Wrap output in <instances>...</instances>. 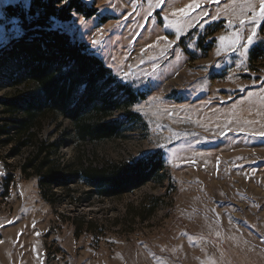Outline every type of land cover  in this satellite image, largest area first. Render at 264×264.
I'll list each match as a JSON object with an SVG mask.
<instances>
[{
    "label": "rangeland",
    "instance_id": "1",
    "mask_svg": "<svg viewBox=\"0 0 264 264\" xmlns=\"http://www.w3.org/2000/svg\"><path fill=\"white\" fill-rule=\"evenodd\" d=\"M83 2L97 13L52 24L146 96L109 117L123 122L121 137L80 142L65 117L45 121L39 135L58 142L63 163L130 162L159 150L164 168L115 197L78 181L70 195H43L37 177L21 172L28 149L0 145V264H264L261 0H198L188 15L178 10L194 0ZM18 4L30 0H0V50L18 36L6 15ZM23 74L0 70V99L28 88Z\"/></svg>",
    "mask_w": 264,
    "mask_h": 264
},
{
    "label": "trees",
    "instance_id": "2",
    "mask_svg": "<svg viewBox=\"0 0 264 264\" xmlns=\"http://www.w3.org/2000/svg\"><path fill=\"white\" fill-rule=\"evenodd\" d=\"M75 13L91 17L97 12L83 0H30L27 8L19 4L6 6V15L17 19L21 32L11 50H0V70L23 68V82L28 88L0 99V145L13 143V151L28 149L21 172L37 177L43 195L51 188L63 189L70 195V185L78 181L99 197H115L160 177L164 168L162 153L158 150L130 162L63 163L57 156L58 142L39 135L45 121L65 117L80 142L121 137L123 122L109 117L122 104L129 105L146 96L145 91L118 81L84 43L52 24L70 21ZM106 20V16L100 18L101 22ZM9 57L16 59L15 67L14 62H8ZM126 116L141 120L131 110L126 111ZM154 205L148 208V215Z\"/></svg>",
    "mask_w": 264,
    "mask_h": 264
},
{
    "label": "snow or ice",
    "instance_id": "3",
    "mask_svg": "<svg viewBox=\"0 0 264 264\" xmlns=\"http://www.w3.org/2000/svg\"><path fill=\"white\" fill-rule=\"evenodd\" d=\"M160 3H163V0H157V6H159ZM26 7H27V5H26ZM199 7H200V5H199L198 0H194V3H190V4H188V5L186 6V8H181V9H179L178 11H179L180 13H183L184 15H188L190 11H194L196 8H199ZM38 15H39V13H37V16H38ZM259 15H260L261 17H264V0H261L260 8H259ZM29 19L31 20V19H33V17L30 16ZM253 19H255V17H253ZM10 23H11V25H12V27H11V31H12L14 34H16V35H19L20 32H21V29H20L19 26H18L19 22H18L17 20H15V18H14ZM240 23L243 24L244 21L241 20ZM256 35H257V34H256V30H255V28H254L253 31H252V35H249V37H248V43H249V44H251V43L253 42V40H254V38H255ZM165 39H166V38H165ZM219 39H220V40H224L225 37L221 36V37H219ZM217 54H219V53H217Z\"/></svg>",
    "mask_w": 264,
    "mask_h": 264
}]
</instances>
